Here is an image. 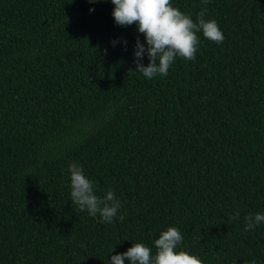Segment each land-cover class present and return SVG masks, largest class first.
Listing matches in <instances>:
<instances>
[{
	"label": "trees",
	"instance_id": "16d2710c",
	"mask_svg": "<svg viewBox=\"0 0 264 264\" xmlns=\"http://www.w3.org/2000/svg\"><path fill=\"white\" fill-rule=\"evenodd\" d=\"M172 5L225 40L198 33L195 61L148 79L111 0H0V264L155 254L169 227L202 264H264V223L245 231L264 214V0ZM72 163L115 193L113 223L71 202Z\"/></svg>",
	"mask_w": 264,
	"mask_h": 264
},
{
	"label": "clouds",
	"instance_id": "9594fccd",
	"mask_svg": "<svg viewBox=\"0 0 264 264\" xmlns=\"http://www.w3.org/2000/svg\"><path fill=\"white\" fill-rule=\"evenodd\" d=\"M99 0H89L96 3ZM211 0H202L207 5ZM115 6L113 18L119 26L137 25L138 32L146 39L147 47L137 39L134 52L136 71L145 78L153 79L157 76L166 77L177 57L188 61H195L199 50L200 38L198 33L220 45L225 36L215 20H205L207 8H203L194 22L191 16L181 12L172 5V0H111ZM94 11V9H90ZM126 45V41L124 42ZM145 53L150 61L144 66L142 60ZM71 181V202L79 211L96 217L99 215L105 224H111L118 216L122 207L112 191H108L103 199L96 195L94 182L89 179L84 169L77 163L69 165ZM231 219H238L235 213ZM123 221L124 216H119ZM245 231L254 229L264 223V214H249L245 217ZM183 243V235L176 227H169L162 231L155 240V254L144 243H134L126 252L112 255L109 264H202V260L185 251H177ZM255 264V261H252Z\"/></svg>",
	"mask_w": 264,
	"mask_h": 264
}]
</instances>
